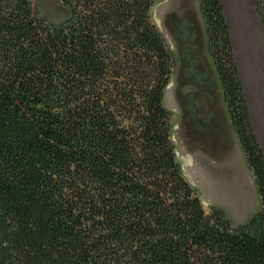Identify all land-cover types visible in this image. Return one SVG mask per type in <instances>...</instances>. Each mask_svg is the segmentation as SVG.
Returning <instances> with one entry per match:
<instances>
[{
	"label": "trees",
	"instance_id": "1",
	"mask_svg": "<svg viewBox=\"0 0 264 264\" xmlns=\"http://www.w3.org/2000/svg\"><path fill=\"white\" fill-rule=\"evenodd\" d=\"M57 1L63 23L0 0V264H264V151L220 0H200L209 52L261 200L237 227L177 159L162 0Z\"/></svg>",
	"mask_w": 264,
	"mask_h": 264
},
{
	"label": "rangeland",
	"instance_id": "2",
	"mask_svg": "<svg viewBox=\"0 0 264 264\" xmlns=\"http://www.w3.org/2000/svg\"><path fill=\"white\" fill-rule=\"evenodd\" d=\"M220 2L228 24L225 4L227 6L235 36L233 44L228 24L234 59L238 68L236 48L249 91L247 94L244 90L238 68L252 128L264 151L259 140L264 144V27L254 0ZM235 5H238V12ZM36 7L53 23L65 22L72 13L69 7L57 0H36ZM150 13L152 22L163 36L170 37L174 45L176 67L165 92L164 105L176 113V116L173 113L172 123L175 125L173 132L179 160L185 168L191 164L207 168L194 171L186 168L187 179L197 190L207 213L213 208L221 209L233 227L245 224L261 209V200L209 52L207 24L200 0H162L153 6ZM251 67L254 68L253 82L250 80ZM196 145L205 148L206 153L197 150L201 154L192 156L189 149Z\"/></svg>",
	"mask_w": 264,
	"mask_h": 264
},
{
	"label": "crops",
	"instance_id": "3",
	"mask_svg": "<svg viewBox=\"0 0 264 264\" xmlns=\"http://www.w3.org/2000/svg\"><path fill=\"white\" fill-rule=\"evenodd\" d=\"M164 38H166L167 39V41H168V46L170 47V49H171V51L173 52L174 50H173V47H174V45H173V43L171 42V39H170V37L169 36H167V37H165V35H164ZM174 54V53H173ZM176 67V66H175ZM174 70H175V68H174ZM173 70V71H174ZM173 74V73H172ZM218 76V75H217ZM172 77V76H171ZM172 82L174 83V80H173V78H172ZM170 85V84H169ZM169 85H168V87H169ZM167 87V88H168ZM167 90V89H166ZM166 92V91H165ZM164 101H165V96H164ZM172 109V108H171ZM172 113H174V115L176 116V113L174 112V110L172 109ZM184 124L185 125H187L188 126V124L186 123V122H184ZM174 127H175V125H173V123H172V138H173V140H174V142H175V145H176V153H177V155H178V147H177V141H176V139H175V135H174V132H173V130H174ZM189 127V126H188ZM190 129V128H189ZM190 135L191 136H193L192 134H191V131H190ZM192 144V143H191ZM205 149V148H204ZM203 148H201V147H199L198 145H196V147H190V149H189V151H190V153H191V155L193 156V155H195L196 153H198V154H201L200 152H197V150H202L204 153H206V149L204 150ZM178 158V160L180 159V157H179V155L177 156ZM192 158V157H191ZM191 161H192V159H191ZM179 163H180V165H181V167H182V173H183V175H184V177L186 178V180L193 186V184L191 183V181L189 180V179H187V171H186V168L187 169H189L190 171H194V170H196V169H200V168H202L203 167V169L204 170H207V168L204 166V165H201V166H199V165H197L196 167H194V164L192 165H187V167L185 168V166L183 165V163H182V161L181 160H179L178 161Z\"/></svg>",
	"mask_w": 264,
	"mask_h": 264
},
{
	"label": "bare ground",
	"instance_id": "4",
	"mask_svg": "<svg viewBox=\"0 0 264 264\" xmlns=\"http://www.w3.org/2000/svg\"><path fill=\"white\" fill-rule=\"evenodd\" d=\"M223 2V1H222ZM236 6V5H235ZM225 7H226V9H225V14H226V17H227V19H228V24H229V26H230V32H231V35H232V40H233V44H235V36H234V33H233V30H232V25H231V21L229 20V17H228V15H227V12H226V10H227V6H226V4H225ZM236 11L238 12V5L236 6ZM235 53H236V61H237V63H238V68H239V71H240V75H241V78H242V81H243V84H244V90L246 91V93L247 94H249V91H248V88H247V84H246V81H245V79H244V71H243V69H242V67H241V65H240V63H239V59H238V53H237V50H236V48H235ZM253 71H254V68H250V70H249V72H250V74H251V81L253 82L254 81V79H253ZM249 74V75H250ZM250 77V76H249ZM250 99V96L248 95V100ZM250 101V100H249ZM250 113H251V117L253 118V113H252V111H251V108H250ZM253 126H254V129H255V131H256V133H257V130H256V126H255V124H254V122H253ZM260 140V143L262 144V146H263V148H264V144H263V142H262V140L261 139H259Z\"/></svg>",
	"mask_w": 264,
	"mask_h": 264
}]
</instances>
